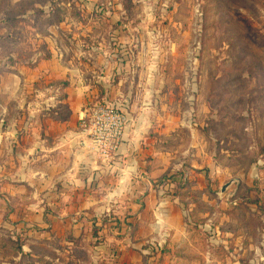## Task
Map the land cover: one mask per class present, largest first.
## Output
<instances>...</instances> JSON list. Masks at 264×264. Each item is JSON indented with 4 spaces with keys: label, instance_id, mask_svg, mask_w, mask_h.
Returning a JSON list of instances; mask_svg holds the SVG:
<instances>
[{
    "label": "rangeland",
    "instance_id": "374dc122",
    "mask_svg": "<svg viewBox=\"0 0 264 264\" xmlns=\"http://www.w3.org/2000/svg\"><path fill=\"white\" fill-rule=\"evenodd\" d=\"M71 79L87 85L85 99L70 101L83 100L82 112L104 105L125 113L131 160L148 163L154 147L182 167L195 133L206 150L230 153L237 173L249 171L264 161V0H0V264H264L260 218L251 219L248 248L230 239L213 248L210 232L195 261L173 256L171 238L151 234L164 225L155 201L118 189L122 166L108 173V199L104 191L59 215L65 201L56 185L36 182L32 160L40 133L71 119ZM124 170L136 173L131 163ZM183 176L182 168L158 176V200L180 197L173 179ZM168 182L178 184L166 191ZM260 185L245 182L238 202L263 210L258 195L250 198Z\"/></svg>",
    "mask_w": 264,
    "mask_h": 264
},
{
    "label": "crops",
    "instance_id": "0c3cea01",
    "mask_svg": "<svg viewBox=\"0 0 264 264\" xmlns=\"http://www.w3.org/2000/svg\"><path fill=\"white\" fill-rule=\"evenodd\" d=\"M66 76L67 74L64 75V77ZM101 81L107 82V78H102ZM68 82L69 85L65 92H67L69 102L74 97L86 98L87 85L74 79L68 80ZM105 84L107 85V83ZM82 103L83 100L75 104L70 102L71 119L65 122L62 127L45 129L43 133H40L35 143L37 146L36 158L32 161L37 167L36 182L41 185L51 183L56 185L57 196L59 195L61 200L65 201L64 205H61L62 209L59 215L63 216L67 213L63 209L86 208L88 201L99 200L98 195H103L104 191L107 193L106 199H108L110 193L108 185L111 183L108 173H110V169L118 170L122 166L123 176L117 182V185H120L118 189L121 194L128 192L135 198L143 196L145 199L155 201L158 207H155L152 212L156 219L162 220L164 225H153L151 234L155 239L162 241L170 237L171 243L169 242L168 248L172 250L173 256L184 254L189 258L188 262L195 261V257L199 256L200 252V243L197 245V241L203 239L202 236L205 233L210 232L213 238L209 243L213 248L220 246L222 239H230L236 244H243L245 248L251 245V241H249L251 240L249 235L251 219L260 218L264 222V209L257 208V204L253 202L245 203L243 206L238 200L243 194L245 182L249 187H252L256 179L261 184L260 192L252 191L250 198L254 200V195H258L261 200L260 205H264V161L259 160L257 163L251 164L252 166H248L249 171L245 168L237 173V168L230 165L231 159H234L230 153L221 151L215 154L206 150L202 144V138L193 133L195 143L192 148L194 146L196 148H193L188 156L186 151L183 152V158L187 161L182 167L170 164V159L174 158L173 152L164 153L158 157L157 152H154V147L150 148V155L153 156V159L148 163L137 159L131 160L130 155L134 149L127 151L128 147L123 143L116 157L112 161L106 162L89 149L88 138L78 127L79 116L88 111L80 110ZM174 137L175 135L169 136V138ZM123 140L127 141L125 136ZM20 158L22 166L30 170L32 167L29 163L30 152L26 146H22ZM158 159L163 160L164 164L162 161L159 163ZM222 160L224 162H221ZM130 163L135 165L136 173L128 176L124 168L127 169ZM145 166H148L147 172L144 171ZM180 168H182L184 176L173 180L183 185L181 196L177 198L169 196L158 200L159 193H161L155 186L158 176L172 175ZM255 171L256 175H254ZM233 180L237 182L223 193V189ZM178 183L168 182L165 190H172ZM102 199L104 198L102 197ZM178 201L181 202L184 210L179 207ZM70 214L87 215L89 213L71 211ZM183 217H187L188 225H183ZM201 223L206 224L200 226ZM179 240H184V244L177 245L176 241ZM263 243L264 240L261 245ZM201 255L203 258L211 256L210 252L206 254L202 252Z\"/></svg>",
    "mask_w": 264,
    "mask_h": 264
},
{
    "label": "built area",
    "instance_id": "2783aa9c",
    "mask_svg": "<svg viewBox=\"0 0 264 264\" xmlns=\"http://www.w3.org/2000/svg\"><path fill=\"white\" fill-rule=\"evenodd\" d=\"M127 123V116L117 108L97 105L82 114L79 128L88 138L89 149L110 162L120 150Z\"/></svg>",
    "mask_w": 264,
    "mask_h": 264
},
{
    "label": "water",
    "instance_id": "95a60500",
    "mask_svg": "<svg viewBox=\"0 0 264 264\" xmlns=\"http://www.w3.org/2000/svg\"><path fill=\"white\" fill-rule=\"evenodd\" d=\"M237 181L236 180H233V181H231L224 189H223V193H225L228 189H229V187L231 186V185H233L234 183H236Z\"/></svg>",
    "mask_w": 264,
    "mask_h": 264
}]
</instances>
